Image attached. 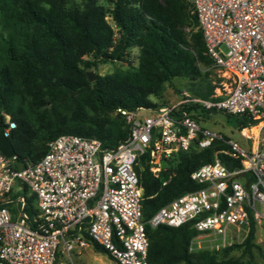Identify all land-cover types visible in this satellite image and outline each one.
Segmentation results:
<instances>
[{"label": "built area", "instance_id": "2783aa9c", "mask_svg": "<svg viewBox=\"0 0 264 264\" xmlns=\"http://www.w3.org/2000/svg\"><path fill=\"white\" fill-rule=\"evenodd\" d=\"M190 2L211 65L223 73L213 92L209 97L185 92L157 107H117L129 132L110 148L96 137L62 133L26 165L15 153L0 151V264H75L73 251L79 254L90 239L117 264H150L146 224L190 222L199 231L190 239L194 249L200 236L224 241L233 231L247 234L251 219L255 225L264 220V0ZM216 110L259 119L238 128L248 148L201 123V113ZM2 124L3 134L10 136L15 122L5 114ZM215 140L228 145L217 152L240 164L228 166L215 155L190 172L198 188L143 219L136 168L141 156L147 153L145 162L157 175L177 149L204 148ZM21 188L26 195L13 197L12 191Z\"/></svg>", "mask_w": 264, "mask_h": 264}, {"label": "trees", "instance_id": "16d2710c", "mask_svg": "<svg viewBox=\"0 0 264 264\" xmlns=\"http://www.w3.org/2000/svg\"><path fill=\"white\" fill-rule=\"evenodd\" d=\"M108 2L110 7L97 0H83L82 6H66L64 0H0V120L4 123L8 114L15 122L10 137L22 165L36 162L47 142L62 133L96 137L104 148L115 146L129 132L117 107H157L151 96L161 97L167 80L199 77L200 63L211 65L190 0ZM132 47L138 48L135 69L88 80L86 69L101 60H124ZM215 85L206 81L193 87L192 95L209 97ZM225 113L238 128L259 120ZM227 147L215 140L204 148L193 144L177 149L162 161L157 175L145 162L147 153L142 155L136 168L143 187V219L173 197L198 188L190 172L215 155L228 166L239 165V159L217 152ZM255 227L251 219L240 242L189 249L191 237L199 232L190 222L146 224L147 259L150 264H258ZM92 243L112 257L101 244ZM234 248H241L245 257L229 255Z\"/></svg>", "mask_w": 264, "mask_h": 264}, {"label": "rangeland", "instance_id": "374dc122", "mask_svg": "<svg viewBox=\"0 0 264 264\" xmlns=\"http://www.w3.org/2000/svg\"><path fill=\"white\" fill-rule=\"evenodd\" d=\"M66 6H82L83 0H64ZM98 3H102L106 7H110L111 3L108 0H97ZM107 20L114 26V22L111 17L107 14ZM188 30V27H186ZM1 31V26H0ZM137 54L138 48L132 47L129 49L128 54L126 55L124 60H101L98 61L94 66L88 69H92L96 74H105L112 72L113 70H121V71H130L137 67ZM200 68L202 74L196 78H186V77H172L164 83L161 97L156 98L151 96V98L157 101L160 105L166 103L176 102L180 99L183 93L192 94V88L200 85H204L206 81H210L214 84L219 83V81L223 77V73L221 70H218L216 67L208 64L204 65L200 63ZM199 120L201 123L207 127H211L213 129L220 130L225 137H231L239 142L240 145L248 148V140L244 136H242L239 132L238 127H236L233 123L232 118H230L223 111H209L206 114L201 113L199 116ZM264 130V128L262 129ZM263 134V131L261 135ZM21 193H27L24 189H15L12 191V196L16 197ZM33 196L28 197L29 204L33 206ZM246 236L245 232L236 233L233 231L230 234H227L224 241L218 237H214L211 234L203 235L198 238L197 243L200 246L199 248H209V249H217L224 245H227L232 242H240ZM254 241L256 243V247L253 248L254 259L258 262V264L264 263V220H262L259 224H256L255 227V238ZM221 242V243H219ZM229 255H234L238 257L243 256L241 248H234L230 251ZM72 256L74 258L75 264H117L116 261L110 257L106 252L98 251L94 248L92 240H89V245L84 247L83 250L76 254L73 251Z\"/></svg>", "mask_w": 264, "mask_h": 264}, {"label": "water", "instance_id": "95a60500", "mask_svg": "<svg viewBox=\"0 0 264 264\" xmlns=\"http://www.w3.org/2000/svg\"><path fill=\"white\" fill-rule=\"evenodd\" d=\"M85 73L89 81H92L96 77V73H94L92 69H86ZM0 151L7 156L14 154V148L11 142V137L5 136L3 134V124L1 123V120H0Z\"/></svg>", "mask_w": 264, "mask_h": 264}, {"label": "bare ground", "instance_id": "6f19581e", "mask_svg": "<svg viewBox=\"0 0 264 264\" xmlns=\"http://www.w3.org/2000/svg\"><path fill=\"white\" fill-rule=\"evenodd\" d=\"M262 123V122H261Z\"/></svg>", "mask_w": 264, "mask_h": 264}]
</instances>
